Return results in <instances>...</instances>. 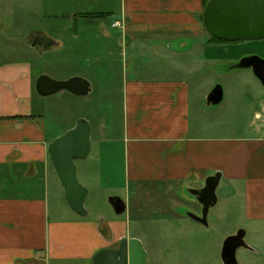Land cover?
Instances as JSON below:
<instances>
[{
  "label": "crops",
  "instance_id": "crops-1",
  "mask_svg": "<svg viewBox=\"0 0 264 264\" xmlns=\"http://www.w3.org/2000/svg\"><path fill=\"white\" fill-rule=\"evenodd\" d=\"M10 1L0 2L11 5ZM205 6L206 0H118L113 11L98 0H70L64 6L68 12L54 16L52 33L30 29L22 9L15 15L12 9L0 12V32L8 31L25 46L22 57L0 60V264H92L98 251L132 237L127 218L105 222L103 216H92L89 210L81 216L70 207L59 210L62 216L51 212L50 183L57 189L60 183L48 147L57 135L48 131L36 107L37 96H44L35 87L37 78L47 74L36 61L46 55L55 79L84 77L92 92L93 78L101 82L93 74L94 61H114L112 57L121 53L123 128L115 142L126 183L125 197L116 196L125 201L126 211L116 215L127 213L131 185L135 194H142L145 185L164 187L166 194L187 192L221 172L224 208L231 205L239 216L237 227L252 226L245 228V237L247 231L264 235L261 111L254 110L244 130H222L221 117L210 107L213 104H207L214 76L208 82L190 79L246 55L236 54L230 42L211 38L202 18ZM105 16H110L111 25ZM121 17L124 24L114 27ZM96 24L111 45L104 56L94 57L91 32ZM28 46L38 53L29 52ZM238 74L259 80L251 68ZM66 93L74 95L64 90L54 96ZM9 174L25 178L17 190L7 185L4 177ZM246 243L250 248L239 247L236 257L240 248L264 254V244L260 251Z\"/></svg>",
  "mask_w": 264,
  "mask_h": 264
},
{
  "label": "rangeland",
  "instance_id": "rangeland-1",
  "mask_svg": "<svg viewBox=\"0 0 264 264\" xmlns=\"http://www.w3.org/2000/svg\"><path fill=\"white\" fill-rule=\"evenodd\" d=\"M69 1L11 0V5L0 2V12L8 13L12 9L15 15L22 9V14L27 17L30 29H45L48 33H52L56 24L54 16L68 12V8L64 6ZM98 1L106 8L105 10L116 11L118 0ZM109 17H103L106 18L108 26L111 25ZM65 22L62 19L61 24L64 25ZM112 31L117 34L114 29ZM91 33L94 57L99 56V53L104 56L111 44L106 42L97 24L92 27ZM230 45L238 50L236 54L239 52L246 55L257 54L264 58V38L230 42ZM29 47V52L32 53L34 50ZM24 52V44L14 39L13 34L9 36L8 31L7 33L0 32V60L20 58ZM34 53H38V50ZM112 58L114 61H103L100 65L94 61L91 66L93 74L101 82H95L93 78L94 88L90 94L74 96L66 93L62 97L53 94L36 98V107L44 115L46 127L53 135H61L72 128L81 117L86 118L91 124V152L87 158L76 160L78 179L90 191L85 201L86 209L92 216L105 217V222L117 217L127 218L130 225L129 234L139 238L147 252L146 264H224L222 247L225 239L239 229L251 230L252 226L239 225L237 227L239 216H236L231 205L224 208L221 201L224 194L220 188L216 192L218 203L208 212V225L193 223L187 216V211L200 214L201 206L190 194L180 189L181 187L177 192L170 191L166 194L164 187L156 188L145 185L141 189L142 194H135L133 185H131L128 211L121 216L116 215L110 197L116 195L125 197L123 187L126 183L122 154L115 142L123 128L124 74L121 53ZM36 62L40 70L56 78L51 57L46 55ZM235 62L237 61L231 64L228 62L216 64L215 67H208L207 70L190 76L194 82H208L211 76H214V83L210 90L217 84L223 87L226 92L225 98L221 103L210 107L214 109L216 115L218 113L221 117V128L225 131L234 128L240 131L246 129L254 110L261 111V104L264 100V85L256 78L246 74L239 75L238 72L243 68L231 69ZM209 71H213L214 74L209 75ZM226 73L229 74L225 75ZM4 179L8 181L7 185L14 187L15 190H17L15 187H19L25 181V178L16 174L6 175ZM58 180L59 190L52 183L49 187L50 209L54 216L64 215V212L59 210L69 207L64 188L59 178ZM20 192L23 191L20 189ZM176 195L178 198L174 200ZM245 241L254 244L261 251L264 235L259 231H247ZM237 257L240 264H264V254H254L245 248L238 250Z\"/></svg>",
  "mask_w": 264,
  "mask_h": 264
},
{
  "label": "water",
  "instance_id": "water-1",
  "mask_svg": "<svg viewBox=\"0 0 264 264\" xmlns=\"http://www.w3.org/2000/svg\"><path fill=\"white\" fill-rule=\"evenodd\" d=\"M207 32L216 38L234 42L264 38V0H209L203 13ZM232 68H251L264 85V58L257 54L241 57ZM36 91L41 96H50L60 91H69L77 96L88 95L91 83L81 76L57 80L41 74L36 80ZM224 89L217 84L207 96L208 105L222 102ZM92 149L91 124L86 118H79L72 128L57 136L49 144L48 151L55 171L64 188L69 207L78 215L87 214L85 201L89 189L78 179L76 160L85 159ZM222 173L208 176L202 187L188 188L187 193L198 201L201 213L187 211L189 218L208 225V212L217 204V189L221 185ZM116 213L126 211V203L119 196L110 197ZM239 247L250 248L245 241V230L239 229L229 235L222 247L224 264H238L236 251ZM147 252L142 241L136 237L124 238L118 247H107L98 251L92 264H146Z\"/></svg>",
  "mask_w": 264,
  "mask_h": 264
},
{
  "label": "built area",
  "instance_id": "built-area-1",
  "mask_svg": "<svg viewBox=\"0 0 264 264\" xmlns=\"http://www.w3.org/2000/svg\"><path fill=\"white\" fill-rule=\"evenodd\" d=\"M123 24H124V19H123V17H121L120 19H116V20L112 23V25H113L114 27H121ZM258 117L264 121V108H263V107H262L261 112H260V114H259Z\"/></svg>",
  "mask_w": 264,
  "mask_h": 264
},
{
  "label": "trees",
  "instance_id": "trees-1",
  "mask_svg": "<svg viewBox=\"0 0 264 264\" xmlns=\"http://www.w3.org/2000/svg\"><path fill=\"white\" fill-rule=\"evenodd\" d=\"M208 1H209V0H206V4H207ZM202 18H203V17H202ZM211 38H212L214 41H216V42H220V43L230 42V41H226V40H223V39L216 38V37H214V36H211ZM234 42H236V41H234Z\"/></svg>",
  "mask_w": 264,
  "mask_h": 264
},
{
  "label": "flooded vegetation",
  "instance_id": "flooded-vegetation-1",
  "mask_svg": "<svg viewBox=\"0 0 264 264\" xmlns=\"http://www.w3.org/2000/svg\"><path fill=\"white\" fill-rule=\"evenodd\" d=\"M261 106L264 108V100L262 101V104H261ZM262 107H261V108H262ZM119 244H120V243H119Z\"/></svg>",
  "mask_w": 264,
  "mask_h": 264
}]
</instances>
